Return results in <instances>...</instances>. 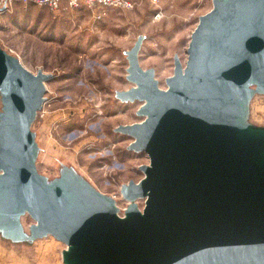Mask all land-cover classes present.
Listing matches in <instances>:
<instances>
[{"label":"water","instance_id":"obj_1","mask_svg":"<svg viewBox=\"0 0 264 264\" xmlns=\"http://www.w3.org/2000/svg\"><path fill=\"white\" fill-rule=\"evenodd\" d=\"M211 3L166 87L139 63L145 35L123 50L132 84L114 96L141 101L142 118L113 129L148 156L143 175L120 184L124 207L46 149L32 123L52 73L0 45L2 240L52 235L62 264H264V124L250 119L264 95V0ZM8 8L3 0L0 13ZM40 158L56 172L40 171Z\"/></svg>","mask_w":264,"mask_h":264},{"label":"rangeland","instance_id":"obj_2","mask_svg":"<svg viewBox=\"0 0 264 264\" xmlns=\"http://www.w3.org/2000/svg\"><path fill=\"white\" fill-rule=\"evenodd\" d=\"M131 1L130 9L108 8L100 21L81 11L56 30L49 24L36 26L31 21L36 14L29 6H18L0 23L2 47L17 54L31 71L42 68L52 73L45 81V99L32 128L42 127L40 137L46 149L74 162L98 189L112 194L120 207L127 202L119 193L121 182L138 180L143 175L138 165L148 162L145 152L126 147L131 140L128 135L113 129L118 123L142 118L135 113L141 101L123 102L114 96L115 89L132 84L125 78L123 50L139 34L145 35L139 63L153 67L158 85L164 88L166 76L173 71V55L185 61L198 18L212 7L211 0ZM158 11L161 18L156 19ZM250 119L264 124V95L252 99ZM37 166L49 174L56 172L41 158ZM138 202L142 205L141 199ZM30 221L28 214L22 216L25 225ZM64 247L52 235L27 246L0 238V258L4 264H62Z\"/></svg>","mask_w":264,"mask_h":264},{"label":"built area","instance_id":"obj_3","mask_svg":"<svg viewBox=\"0 0 264 264\" xmlns=\"http://www.w3.org/2000/svg\"><path fill=\"white\" fill-rule=\"evenodd\" d=\"M3 0H0V5ZM24 2V3H32L37 6L45 7L52 13H57L61 8V3H66V9L75 10L80 6H84L88 12L90 13L92 19L94 21H100L104 19L106 15V10L108 8L114 9H130L133 7V3L131 0H7L8 7L13 2ZM154 3H157V0H151ZM154 18H161V12L158 11ZM0 264H4L2 259L0 258Z\"/></svg>","mask_w":264,"mask_h":264},{"label":"crops","instance_id":"obj_4","mask_svg":"<svg viewBox=\"0 0 264 264\" xmlns=\"http://www.w3.org/2000/svg\"><path fill=\"white\" fill-rule=\"evenodd\" d=\"M18 6H21V8L29 6L33 9V14L35 13L36 15L31 18V21L35 22L36 26L49 27L50 25H53L54 30L58 29L60 27V25L68 22V20L76 19L77 16H79L78 14L81 11L89 13L88 10L84 6H80L75 10L66 9V3L65 2L61 3V8L57 13H52L48 9H46L45 7L37 6V5L32 4V3H24V2L16 1V2L12 3L11 8L9 6V8H8L9 11L7 10V11H4L3 13H0V23H1V20L5 19L6 15L10 11L11 12H12V10L14 11V9H16ZM76 14H77V16H76ZM89 16H90V14H89ZM47 24H49V26H46ZM0 27H2L1 24H0ZM0 45L3 46L1 42H0Z\"/></svg>","mask_w":264,"mask_h":264}]
</instances>
